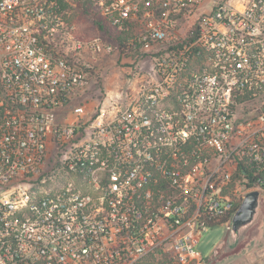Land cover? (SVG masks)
<instances>
[{
  "label": "built area",
  "instance_id": "obj_1",
  "mask_svg": "<svg viewBox=\"0 0 264 264\" xmlns=\"http://www.w3.org/2000/svg\"><path fill=\"white\" fill-rule=\"evenodd\" d=\"M252 190L264 0H0V264L201 263Z\"/></svg>",
  "mask_w": 264,
  "mask_h": 264
},
{
  "label": "rangeland",
  "instance_id": "obj_2",
  "mask_svg": "<svg viewBox=\"0 0 264 264\" xmlns=\"http://www.w3.org/2000/svg\"><path fill=\"white\" fill-rule=\"evenodd\" d=\"M79 23L85 28V33L91 35L95 31L88 27L86 15L79 16ZM83 31V30H82ZM97 33V32H96ZM95 34V33H94ZM103 97L107 92L115 93L124 87L126 73L122 65H109L104 71ZM230 228L222 222L208 228L200 238L196 250L203 256L201 263H181L171 261L170 264H251L264 254V200L262 199L261 214L245 233L244 237L235 245L229 243ZM163 256L148 259L144 264H158ZM154 258V257H153ZM168 258V257H167ZM169 259V258H168Z\"/></svg>",
  "mask_w": 264,
  "mask_h": 264
},
{
  "label": "water",
  "instance_id": "obj_3",
  "mask_svg": "<svg viewBox=\"0 0 264 264\" xmlns=\"http://www.w3.org/2000/svg\"><path fill=\"white\" fill-rule=\"evenodd\" d=\"M262 210V194L259 190L249 191L235 211L231 226L229 243L235 246L247 230L258 220Z\"/></svg>",
  "mask_w": 264,
  "mask_h": 264
},
{
  "label": "trees",
  "instance_id": "obj_4",
  "mask_svg": "<svg viewBox=\"0 0 264 264\" xmlns=\"http://www.w3.org/2000/svg\"><path fill=\"white\" fill-rule=\"evenodd\" d=\"M83 14H85L86 15V20H87V22H88V27H90V28H92L91 30H93V31H95L94 33H96V32H98V31H104V27H103V24L100 22V20L98 19V18H93L92 16H91V14L89 13V11H87L86 9H84V11H81V13H80V15H82L83 16ZM80 26H82L81 24H80ZM82 28H83V26H82ZM84 29V31H85V28H83ZM94 33H92V34H94ZM154 257V258H153ZM155 257L156 256H151V257H149L148 259H151V261H152V259H155ZM147 259V260H148ZM146 260V261H147ZM171 261L172 260H170V259H168L167 257H165V256H163L159 261H157L158 262V264H170L171 263Z\"/></svg>",
  "mask_w": 264,
  "mask_h": 264
}]
</instances>
